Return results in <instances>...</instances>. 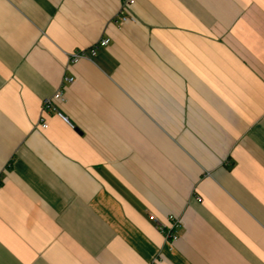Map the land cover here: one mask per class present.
<instances>
[{"label":"crops","instance_id":"obj_1","mask_svg":"<svg viewBox=\"0 0 264 264\" xmlns=\"http://www.w3.org/2000/svg\"><path fill=\"white\" fill-rule=\"evenodd\" d=\"M120 1L0 0V264H264V0Z\"/></svg>","mask_w":264,"mask_h":264},{"label":"built area","instance_id":"obj_2","mask_svg":"<svg viewBox=\"0 0 264 264\" xmlns=\"http://www.w3.org/2000/svg\"><path fill=\"white\" fill-rule=\"evenodd\" d=\"M135 0H121L117 11L113 16V22L117 25L124 24L127 21H133L134 17L131 14V8L134 5ZM109 43L108 38H100L94 42L91 46L87 48H77L73 52L67 54L68 65H73L81 59H91L96 55L97 49L99 47L106 46ZM74 81V76L67 75L63 76L60 86L52 93L51 96L46 97L41 102L40 114L37 121V126L40 128H46L47 122L45 121L43 114L46 112H53L63 121L72 126L68 118L59 111L57 107L58 102H63L65 100L64 87L67 84H71ZM199 199V197H197ZM155 222L156 228L164 236V239L168 242L176 241L180 234L179 228L181 227V218L172 214L166 217V222L159 221L154 216H151ZM156 262V258H153L150 264Z\"/></svg>","mask_w":264,"mask_h":264}]
</instances>
